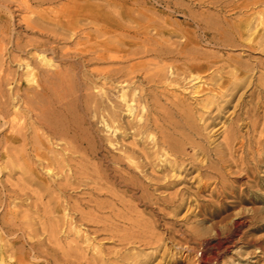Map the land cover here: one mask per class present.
I'll use <instances>...</instances> for the list:
<instances>
[{
    "label": "bare ground",
    "instance_id": "bare-ground-1",
    "mask_svg": "<svg viewBox=\"0 0 264 264\" xmlns=\"http://www.w3.org/2000/svg\"><path fill=\"white\" fill-rule=\"evenodd\" d=\"M94 1L67 0L41 12L29 0L16 1L15 13L26 29L45 34L43 24L52 25L51 35L73 39L74 49L14 39V51L25 60L7 53V34L0 31V264H132L134 256L126 251L162 241L138 206H154L167 216L178 194L156 195L179 184L180 168L199 171L203 188L210 185L204 170L223 185L209 158L231 171L236 148L246 146L239 123L254 133L263 128L258 141L264 140V83L256 84L260 90L250 94L251 101L234 106V116L227 118L231 127L220 133L217 146L201 144L206 142L198 123L220 124L249 80L241 75L249 71L242 63L222 64L202 48L244 44L264 52V10H258L264 0ZM203 7L207 10L193 11ZM236 14L241 17L229 19ZM38 49L36 58L30 57ZM48 52L69 61L66 68L56 67ZM79 56L106 65L92 71L93 82L123 88L119 102L104 115L111 135L106 154L103 140L90 137L77 120L72 61ZM16 63L21 74L9 67ZM226 66L236 73L224 77ZM206 77L213 87H205ZM145 83L179 86L186 93L150 94L141 87ZM228 95L232 100L220 106ZM145 97L153 108L143 119ZM123 113L128 121L121 122ZM127 138L132 142L125 143ZM182 206L183 201L177 208ZM214 248L211 262L232 252L234 242L220 241ZM145 263L137 259L135 264Z\"/></svg>",
    "mask_w": 264,
    "mask_h": 264
},
{
    "label": "rangeland",
    "instance_id": "rangeland-1",
    "mask_svg": "<svg viewBox=\"0 0 264 264\" xmlns=\"http://www.w3.org/2000/svg\"><path fill=\"white\" fill-rule=\"evenodd\" d=\"M16 1L19 0H0V31L2 30L7 34L5 40L8 54L11 53L14 56H21V59L29 60L19 52L14 51L13 42L17 38L23 43L35 40L60 49L75 48L73 39L58 41L53 37L51 32L56 27L52 25L43 24L49 31L45 34L26 29L19 22L18 13H15L17 9ZM29 2L35 12H41L45 9H58L62 4L67 3V0L45 4H38L34 0H29ZM94 2L100 3L97 0ZM260 9L264 10V8H259L258 10ZM202 10L207 9L204 7L193 8V11L197 13ZM11 12H13V15ZM210 12L215 13L213 10ZM238 17H241V15L236 14L233 17H229V19L233 20V18L236 19ZM32 18L35 19L37 16H32ZM175 19L181 20L180 18ZM202 49L211 56H215V59L222 64H228V62L233 65L242 63L249 70L241 73V75H247L246 77L249 79L248 86L245 90L239 92L235 100L230 103L231 108L227 110L226 118L218 120L221 121L220 124L209 128L206 126L212 120L208 119L206 122H198L199 126L203 128V137L206 143L198 141L207 147H215L222 140L220 133L231 127L227 118L234 116L230 115L235 110L234 106H237L241 101H251L250 94L255 91V88L256 93L260 90V88L258 90L256 84L261 86L260 83H264V52L261 50H250L244 44L220 47L204 46ZM40 52L41 50L39 49L32 50L29 55L30 57H35ZM49 53L46 56L54 59L56 67L66 68L69 61L59 57L53 58V55ZM72 62L74 64L73 74L77 82L75 97L78 123L81 130L89 134L90 137L103 140L101 152L106 154V151H108V140L111 135L105 129L103 119L106 117L104 115H108V111L119 102V96L123 88L119 85L110 87L108 82L104 85L105 82L102 79L97 80V83L92 81L97 78V76L92 75V71L103 69L106 65L98 64L96 61L80 56L73 59ZM16 64L15 66L14 64L7 66L12 71H18L21 74L22 71L18 69L19 64ZM215 73L210 74L215 75ZM232 73H236L234 66H226L223 76L231 77ZM239 73L238 75H240ZM204 80L205 87H213L209 77ZM103 86H105L104 89L107 91V95H103L101 92ZM141 87L145 88L148 93L157 95L161 94V92L178 95L186 93L179 86L170 87L162 84L145 83ZM245 93H247V96H245ZM205 98H207L206 95L200 99ZM231 100L230 95L226 96L220 102V106L226 107L227 102ZM150 103L148 97H145V101H142V104L146 106L142 114L143 119L148 116L149 110L153 108ZM161 104H164V102H161ZM260 110L263 116L264 109ZM124 121H128V118L124 117L123 113L121 122ZM245 126L239 123L238 133L245 139L246 146L245 149L238 148L239 146L236 148L234 152V161L236 163L233 167H230V172H227L212 156L209 158V161L216 166L217 171L223 175V185H216V181H218L216 180V174L204 170L202 174L209 178L210 185L208 188H203V181L200 182L199 171L187 172L180 168L179 172H175L179 184L174 188L161 190L156 195V197H174L178 194L177 197L175 196V202L170 204L169 208L165 210L168 213L167 216L160 215L154 206L146 207L141 205L137 207V210L144 212L143 215L147 220L154 222L152 231L161 236L162 241L148 247H132L125 252L134 256V258L129 260V263L135 264L137 259H142L146 262L145 264H264V140L261 143L258 141L263 128H258L254 133L249 126ZM218 128H220L219 131H217ZM125 141L128 144L132 142V139L127 138ZM113 152L116 153L117 151L113 150ZM196 157L201 161H208L202 155H197ZM159 175H163V173H159ZM117 190L123 191L125 189L117 186ZM182 201L183 206L181 209L177 208ZM168 227L169 234L167 233ZM229 240L234 242L232 252H226L222 254L217 262H211V254L216 250L214 245L220 241ZM105 247L115 248L111 244H107ZM197 251L200 252L198 256H196Z\"/></svg>",
    "mask_w": 264,
    "mask_h": 264
}]
</instances>
